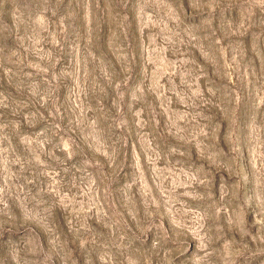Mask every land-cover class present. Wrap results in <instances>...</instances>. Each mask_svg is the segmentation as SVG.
<instances>
[{"label":"rangeland","instance_id":"obj_1","mask_svg":"<svg viewBox=\"0 0 264 264\" xmlns=\"http://www.w3.org/2000/svg\"><path fill=\"white\" fill-rule=\"evenodd\" d=\"M0 264H264V0H0Z\"/></svg>","mask_w":264,"mask_h":264}]
</instances>
